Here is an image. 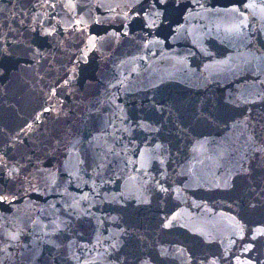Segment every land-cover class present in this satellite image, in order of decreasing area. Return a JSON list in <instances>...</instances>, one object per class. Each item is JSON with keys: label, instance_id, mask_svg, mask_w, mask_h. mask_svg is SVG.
Wrapping results in <instances>:
<instances>
[{"label": "water", "instance_id": "95a60500", "mask_svg": "<svg viewBox=\"0 0 264 264\" xmlns=\"http://www.w3.org/2000/svg\"><path fill=\"white\" fill-rule=\"evenodd\" d=\"M0 264H264V0H0Z\"/></svg>", "mask_w": 264, "mask_h": 264}]
</instances>
